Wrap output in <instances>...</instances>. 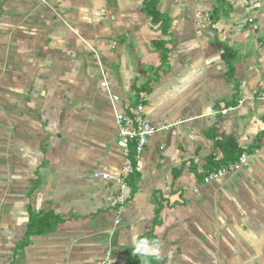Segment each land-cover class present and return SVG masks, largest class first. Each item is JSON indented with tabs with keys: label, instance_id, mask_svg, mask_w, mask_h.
Segmentation results:
<instances>
[{
	"label": "crops",
	"instance_id": "0c3cea01",
	"mask_svg": "<svg viewBox=\"0 0 264 264\" xmlns=\"http://www.w3.org/2000/svg\"><path fill=\"white\" fill-rule=\"evenodd\" d=\"M154 1L0 0V264H142L134 234L150 264H264V102L212 115L264 90V0ZM140 103L165 129L118 213L94 174ZM228 138L248 163L205 183Z\"/></svg>",
	"mask_w": 264,
	"mask_h": 264
},
{
	"label": "built area",
	"instance_id": "2783aa9c",
	"mask_svg": "<svg viewBox=\"0 0 264 264\" xmlns=\"http://www.w3.org/2000/svg\"><path fill=\"white\" fill-rule=\"evenodd\" d=\"M249 22L255 30L259 29L254 19H250ZM102 86L107 87V83L104 81ZM253 100L264 102V90L258 92L253 97L244 95L236 101V107L223 109L221 111H213L212 115H226ZM112 101L113 103L118 102L119 98L113 96ZM143 111L144 105L142 103L138 104L132 115L116 111V124L119 130L120 139L119 146L124 157V166L121 176L115 179L105 173L98 172L94 174L95 179L105 182H113L117 185L118 191L110 203V208L118 213H120L128 203L129 181L136 173V165L142 159L147 150L150 138L165 129L159 128L151 123V121L143 115ZM248 161L249 155L244 153L237 162L229 166L221 167L210 173L206 172L204 181L205 183H209L213 180L224 178L229 174L239 171L248 163ZM120 223V219L117 220V225ZM101 264H108V256L102 260Z\"/></svg>",
	"mask_w": 264,
	"mask_h": 264
},
{
	"label": "trees",
	"instance_id": "16d2710c",
	"mask_svg": "<svg viewBox=\"0 0 264 264\" xmlns=\"http://www.w3.org/2000/svg\"><path fill=\"white\" fill-rule=\"evenodd\" d=\"M155 1L150 0V3H147V6L154 7ZM151 12L154 14L153 8L151 9ZM216 147L222 151L223 156L220 158H217L215 156H212L208 159V162L206 164L207 173L213 172L215 170L220 169L224 166H229L235 162H237L241 155H243V151H238L237 144L233 138L225 139L224 141H217Z\"/></svg>",
	"mask_w": 264,
	"mask_h": 264
},
{
	"label": "clouds",
	"instance_id": "9594fccd",
	"mask_svg": "<svg viewBox=\"0 0 264 264\" xmlns=\"http://www.w3.org/2000/svg\"><path fill=\"white\" fill-rule=\"evenodd\" d=\"M133 255L139 256L142 264H150V258H159L163 255L161 250V242L159 240H150L141 238L140 235L132 237Z\"/></svg>",
	"mask_w": 264,
	"mask_h": 264
}]
</instances>
